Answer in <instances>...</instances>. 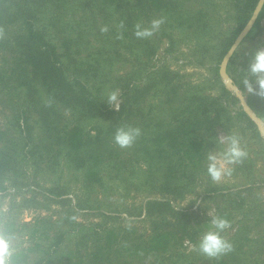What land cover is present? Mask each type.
I'll return each mask as SVG.
<instances>
[{
	"label": "trees",
	"instance_id": "16d2710c",
	"mask_svg": "<svg viewBox=\"0 0 264 264\" xmlns=\"http://www.w3.org/2000/svg\"><path fill=\"white\" fill-rule=\"evenodd\" d=\"M214 1L0 0V238L9 242L7 264H245L244 246L257 242L242 232L249 229L245 220L241 233L227 240L231 250L209 257L199 249L203 221L173 203L198 187L206 199L222 193L208 171L209 155L223 148L216 129L229 130L242 116L243 131L254 123L155 65L164 46L190 44L192 61L212 63L219 82L220 62L246 27L253 21L250 35L261 30L264 4L256 17L261 0H229L233 28L223 32ZM153 21L160 24L152 35L137 36L138 26L150 29ZM252 63L237 48L228 73L264 121ZM114 92L118 108L109 102ZM120 128L139 135L121 147L115 141ZM119 190L121 200L145 196L124 214L145 216L148 237L108 221H77L80 212L115 219L109 200ZM27 192L31 197L15 199ZM51 205L63 212L21 222L25 210L50 211ZM220 217L232 221L230 214ZM186 243L196 250L186 254Z\"/></svg>",
	"mask_w": 264,
	"mask_h": 264
},
{
	"label": "rangeland",
	"instance_id": "374dc122",
	"mask_svg": "<svg viewBox=\"0 0 264 264\" xmlns=\"http://www.w3.org/2000/svg\"><path fill=\"white\" fill-rule=\"evenodd\" d=\"M215 1L218 4L216 13L220 16L217 26L222 27L223 32H229L233 28L231 18L232 11L229 0ZM262 7L255 14L256 17H258ZM248 27L249 26H247L246 29ZM250 31L237 46L238 53L244 61L246 59L254 61L256 52L264 49V14L261 22V30L254 31L251 35ZM192 48V45H186V43L178 46L175 50H169V46H164L155 58V65L157 64V67H168L173 72L179 74L181 81L185 85L200 86L203 89V94L209 95L212 98L221 99V103L224 104V107L231 116L237 117L242 115V112H245L254 125L249 126L251 128H247V130L243 131L242 128L244 129L248 122L244 116H242L240 122H235L233 127L229 130L221 126H218L216 129V136L223 148L221 151H216L217 153L215 152V156L221 160L226 159L225 153L231 146V138H235L239 141V146L245 153L237 162L227 166L230 170L228 174L223 175L220 180L214 181L215 185H219L222 188V193L219 195L214 194L211 199H206L204 189L198 187L193 195L189 196L186 200L173 203V205L177 210L198 214L199 219L203 221L206 232L216 230L215 225L212 223L214 217H220L221 214L225 213L230 214L232 221L226 229L220 232V235L225 240L239 235L238 233H241V221L245 220L246 224L249 225V229L243 230L242 232L257 242L247 243L244 246V250L248 252L247 255L244 256V263L264 264V147L257 138V136H259L261 142L264 143V121L258 118L249 107L247 94L239 90L228 73V64L234 53L223 67V73L229 79V83H231L230 86L221 73L222 65L229 52L220 62V80L218 82L211 73L210 66L212 63L207 62L205 67H198L196 63L192 61ZM222 87H225L229 92V96L222 91ZM234 97L237 101L233 100ZM246 106L250 108V111L247 110ZM3 114L4 110L0 107L1 124L5 123ZM240 125H243V127L239 128ZM251 182L255 183L251 184ZM121 194L122 191L119 190L117 194L109 200V203L112 204V209L115 208V219H107L101 217L99 214L80 212L75 216L77 221L83 224H104L108 221L109 225L134 228L145 235V237H148L151 224L145 216L139 218L129 217L124 214L127 209L134 210L133 208L140 207L146 201L145 196L133 195L130 199L121 200ZM12 195L13 192H10L3 196L5 197L2 202V208L4 210H7ZM31 195V193L27 192L26 194L18 195L15 199L20 201L23 196L31 197ZM40 200H43L41 196ZM234 202L238 203L233 204ZM50 208V211L34 209L25 210L20 220L21 222L29 223L33 222L38 217L58 215L63 212L61 207L56 205H51ZM258 219L260 223H256ZM195 221H197V219ZM251 226L253 227L251 228ZM185 246L186 254L193 253L196 250V247L189 243H186ZM215 264L224 263L217 261Z\"/></svg>",
	"mask_w": 264,
	"mask_h": 264
},
{
	"label": "clouds",
	"instance_id": "9594fccd",
	"mask_svg": "<svg viewBox=\"0 0 264 264\" xmlns=\"http://www.w3.org/2000/svg\"><path fill=\"white\" fill-rule=\"evenodd\" d=\"M160 21H153L150 29H140L138 26L137 36L147 37L152 35V32L158 29ZM253 74L257 75L256 84L259 86L260 94L264 95V49L256 52L254 61L250 66ZM248 90L255 92L256 89L249 85ZM109 102L116 108L119 107L118 93H112L109 96ZM139 135V129L134 128H120L115 135V141L121 147L129 146ZM245 155L244 151L239 146V141L231 138V146L225 153L226 159L221 160L215 155H209L208 159L211 163L208 166V171L213 180H220L223 175L229 173L228 165L237 162ZM212 223L215 225V231H208L205 233L199 243V249L202 253L209 257H216L222 253L231 250V244L225 240L221 235L224 229L229 226V221L226 218L214 217ZM9 242L7 238H0V264H7V257L9 254Z\"/></svg>",
	"mask_w": 264,
	"mask_h": 264
},
{
	"label": "water",
	"instance_id": "95a60500",
	"mask_svg": "<svg viewBox=\"0 0 264 264\" xmlns=\"http://www.w3.org/2000/svg\"><path fill=\"white\" fill-rule=\"evenodd\" d=\"M263 3H264V0H261V1H260V4H259V6H258L257 11H259V9L262 7ZM252 25H253V21L249 24V27L243 32V34L240 35V37L237 39V41L235 42V44H234V46L232 47V49L229 51V53H228V55H227V57H226V59H225L223 65H222L221 73H222V76H224V78L228 81V83H229V79L224 75V73H223V67L227 64V62L229 61L230 57H231L232 54L235 52V50H236L238 44L242 41V39H243V38L246 36V34L250 31ZM229 85L231 86V83H229ZM246 108H247V110L250 111V108H249L248 106H246Z\"/></svg>",
	"mask_w": 264,
	"mask_h": 264
}]
</instances>
